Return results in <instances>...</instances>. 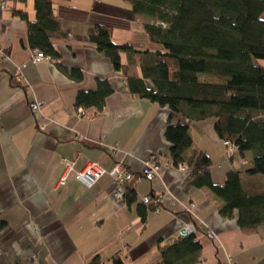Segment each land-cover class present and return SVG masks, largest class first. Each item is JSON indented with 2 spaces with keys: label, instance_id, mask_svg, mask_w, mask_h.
<instances>
[{
  "label": "crops",
  "instance_id": "obj_1",
  "mask_svg": "<svg viewBox=\"0 0 264 264\" xmlns=\"http://www.w3.org/2000/svg\"><path fill=\"white\" fill-rule=\"evenodd\" d=\"M6 2V9L0 7V264H88L95 255L111 264L120 252L125 264H153L192 222L190 207L207 264H264V226L247 235L236 219L219 214L223 202L209 190L187 191V165L181 172L163 168L152 181L135 180L136 201L129 205L116 197L119 185L109 171L117 162L138 174L150 159L166 162L170 149L168 110L129 90L128 79L141 76L135 58L122 53L115 70L89 40V28L104 24L113 27L118 44L145 46L142 22L131 7L123 0H52L64 32L51 36L59 59L29 64L22 78L17 69L33 52L28 22H35V1ZM17 12H26L28 21ZM102 81L111 93L100 109L76 106L81 92L96 91ZM35 102L42 104L38 112L31 108ZM44 122L46 132L40 129ZM186 123L194 144L188 157L195 150L208 154L216 185L237 170L245 193H264V178L247 174L252 153H228L213 118ZM95 161L107 172L84 188L75 172ZM67 164L73 172L60 186ZM150 196L161 197L160 212L143 204Z\"/></svg>",
  "mask_w": 264,
  "mask_h": 264
},
{
  "label": "trees",
  "instance_id": "obj_2",
  "mask_svg": "<svg viewBox=\"0 0 264 264\" xmlns=\"http://www.w3.org/2000/svg\"><path fill=\"white\" fill-rule=\"evenodd\" d=\"M34 1L36 19L28 22L29 44L55 62L59 53L51 36L64 33L61 22L54 15L52 0ZM123 1L141 20L146 45L118 44L113 40V27L104 24L89 28V40L115 70L121 68L122 53L135 58L141 76L128 79L129 90L168 110L164 135L170 149L166 160L174 169L180 164L190 168L185 189L209 190L223 202L219 211L223 218L236 219L243 233L255 234L264 226V193H245L237 170L216 185L209 155L195 150L188 157L194 144L186 121L213 118L223 143L231 142L241 155L253 154L247 174L264 177V0ZM17 14L28 21L26 12ZM145 80L151 82V88ZM100 83L96 91L81 92L76 106L100 109L104 97L111 93L105 81ZM133 182L123 189L122 199L128 205L136 201ZM143 204L156 211L153 204ZM143 204L138 211L146 224ZM160 253L153 264H207L197 233L181 236ZM110 261L125 264L126 256L116 253ZM88 264L104 262L101 255H95Z\"/></svg>",
  "mask_w": 264,
  "mask_h": 264
},
{
  "label": "built area",
  "instance_id": "obj_3",
  "mask_svg": "<svg viewBox=\"0 0 264 264\" xmlns=\"http://www.w3.org/2000/svg\"><path fill=\"white\" fill-rule=\"evenodd\" d=\"M8 6V2H6V0H0V7L1 9H6ZM31 58L26 61V63H23L20 65V67H18L17 69V76L18 77H22V72L29 66V64H33L36 65L39 62H53V59L51 58V56L49 55H45L43 53H41L39 50H33L32 54H31ZM42 107V104L40 102H35L31 104V108L33 111L38 112ZM79 112L82 114L84 113L83 109H80ZM47 123H43L40 125V129L43 132L47 131ZM225 145L228 148V153L230 154H234V145L231 144V142L225 141L224 142ZM161 168H169L168 166V161L165 162V165H163L162 163H158V161H152L151 159L148 160V162H146L143 166V169L141 171L138 172V174H134V172L132 170H129L128 168H125L122 162H117L116 165H114L111 170L109 171V173L111 174V176L114 178V180H116V182L118 183V189L115 193L117 198L122 199L123 195H124V187L126 185H128V183L138 180V179H146V180H154L155 177L158 176L159 171L161 170ZM187 168V166L185 164H180L179 168L176 169L177 171H185ZM72 171V165L67 164L66 168H65V173L63 174L62 178L60 179V186L65 185L67 182V178L69 176V174H71ZM107 170L102 168L100 166V164L98 162H89L83 169V171L81 172H75L74 175V181H77L79 184H81L84 188H92L96 185V183L99 181V179L104 176L106 174ZM144 203L146 205H150L153 204V206L156 207V211L160 212V202H161V197H145L144 199ZM189 211H192L191 209H188ZM194 215V214H193ZM182 231L178 233L179 236H181V233L183 231H186L188 234H192L194 233V229L191 226H183V228L181 229ZM210 238H212V236H210ZM232 264V262L230 263Z\"/></svg>",
  "mask_w": 264,
  "mask_h": 264
},
{
  "label": "rangeland",
  "instance_id": "obj_4",
  "mask_svg": "<svg viewBox=\"0 0 264 264\" xmlns=\"http://www.w3.org/2000/svg\"><path fill=\"white\" fill-rule=\"evenodd\" d=\"M261 63H264V61H262ZM163 165H165V162H163L162 163ZM170 168H172L171 166L168 168V169H170ZM161 169H163V168H161ZM173 169V168H172ZM187 169V168H186ZM179 172H181V171H179ZM258 176H260L261 178H264L263 176H261V175H258ZM188 209H193L192 207H190V208H188ZM189 211V210H188ZM190 212V214H191V217H192V222H190V223H186L184 226H191V227H193V229L195 230L194 231V233H196L197 232V225H196V221L198 220L192 213V211H189ZM194 233H192V234H194ZM191 234V235H192ZM179 236V235H178ZM210 236H212V238H213V240L215 239L216 240V238H217V236H214L213 234H211ZM180 237V236H179Z\"/></svg>",
  "mask_w": 264,
  "mask_h": 264
},
{
  "label": "water",
  "instance_id": "obj_5",
  "mask_svg": "<svg viewBox=\"0 0 264 264\" xmlns=\"http://www.w3.org/2000/svg\"><path fill=\"white\" fill-rule=\"evenodd\" d=\"M158 26L159 27H162V25L161 24H158ZM188 234H187V232L186 231H183L182 232V234H181V236L184 238L185 236H187Z\"/></svg>",
  "mask_w": 264,
  "mask_h": 264
},
{
  "label": "bare ground",
  "instance_id": "obj_6",
  "mask_svg": "<svg viewBox=\"0 0 264 264\" xmlns=\"http://www.w3.org/2000/svg\"><path fill=\"white\" fill-rule=\"evenodd\" d=\"M162 25V24H161ZM162 27H163V25H162ZM152 161H155L154 159H151ZM159 163V162H158ZM182 234V233H181ZM188 234V233H187Z\"/></svg>",
  "mask_w": 264,
  "mask_h": 264
}]
</instances>
